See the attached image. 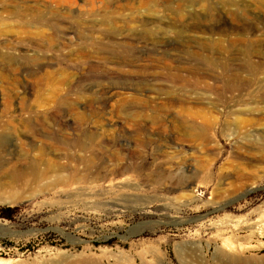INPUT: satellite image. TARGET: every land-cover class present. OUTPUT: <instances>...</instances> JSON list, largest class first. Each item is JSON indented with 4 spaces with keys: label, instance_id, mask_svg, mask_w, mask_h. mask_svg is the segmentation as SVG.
I'll use <instances>...</instances> for the list:
<instances>
[{
    "label": "rangeland",
    "instance_id": "rangeland-1",
    "mask_svg": "<svg viewBox=\"0 0 264 264\" xmlns=\"http://www.w3.org/2000/svg\"><path fill=\"white\" fill-rule=\"evenodd\" d=\"M229 1L0 0V264H264V0Z\"/></svg>",
    "mask_w": 264,
    "mask_h": 264
},
{
    "label": "bare ground",
    "instance_id": "bare-ground-1",
    "mask_svg": "<svg viewBox=\"0 0 264 264\" xmlns=\"http://www.w3.org/2000/svg\"><path fill=\"white\" fill-rule=\"evenodd\" d=\"M190 1V3H191V6L192 5H196L197 3H200L201 1H204V0H189ZM205 1H210V0H205ZM186 3H187V1H185ZM228 4H233V1L232 0H230L229 2H228ZM185 5V4H184ZM184 5H183V7H184ZM189 5V4H188ZM187 4H186V6H188ZM229 6V5H228ZM194 12V11H193ZM197 14V13H196ZM195 15V14H194ZM198 16V15H197ZM234 16V15H233ZM204 19V18H203ZM206 20V19H205ZM209 20V19H208ZM204 21V20H203ZM208 22V21H207ZM212 22V21H211ZM193 23V22H192ZM203 23H206V22H203ZM214 23V22H213ZM198 24V23H197ZM195 26V25H194ZM212 26V25H211ZM156 28L157 29H159V30H161V28L159 27V26H156ZM202 28V27H201ZM203 28H205V27H203ZM198 29V28H197ZM244 29V28H243ZM198 30H200V27H199V29ZM198 30H196V31H198ZM195 31V30H194ZM202 31L203 32H206V31H204V29H202ZM143 32L144 33H146V34H148L149 33V31H148V29H147V27L145 26L144 27V30H143ZM217 32V31H216ZM201 33V32H200ZM221 33H224V30L222 29V30H219L218 32H217V34H219V38L218 39H216L215 40V38H214V36H213V38L212 37H209L208 36V39L207 40H209L210 42H208V43H202V44H200L201 46H202V48L203 49H205V50H207V49H209V48H213L212 46H215L216 48H219V47H221L222 46V44L226 41L227 42V47H229V46H232V42L231 41H229L227 38H225V39H222L221 37H220V35L222 36V34ZM211 35H214L213 33H211ZM228 34H226V36H227ZM242 36V35H241ZM246 37V36H245ZM213 40H212V39ZM244 39H246V38H244ZM206 40V41H207ZM243 40V39H242ZM200 41V40H199ZM204 41V40H203ZM212 41H214V42H212ZM246 41V40H245ZM205 42V41H204ZM247 44V43H246ZM224 45H226V44H224ZM241 45V44H240ZM249 46V45H248ZM252 45H250L249 46V49L250 48H253V47H251ZM241 47V46H240ZM243 47V46H242ZM248 48H246V49H243V50H241L242 51V53H243V51L245 52H247L248 50H249ZM232 55L231 56H235V58H233V59H236V53H231ZM186 55L188 56V57H190V58H192V59H202V60H204V61H208L210 64H212V65H216V62L213 60V58L212 57H209V55H200V54H195V53H186ZM221 62V61H220ZM220 68L223 70V72L224 73H226V75H227V72H228V66H225V65H220ZM248 71H250V72H254V73H256V72H258L259 71V69H260V67L258 66H246L245 67ZM253 73V74H254ZM191 78V77H190ZM194 78V82L196 83V84H190L188 81H189V79H187V77L184 79V80H182V86H184V88H186L187 86H196L197 85V83H199V86L202 84V85H204V87H206V88H209V89H211V88H217V84H211V83H209V80L208 79H210V77L208 76V75H202V74H198V75H196V76H194L193 77ZM183 79V78H182ZM181 81V80H180ZM226 83L224 84V86L227 88V89H229V90H231V91H238V92H243V91H245L248 87H249V83L250 82H248L247 80H245V79H243V78H240V77H233L232 79L230 78V77H227L226 78ZM202 85H201V88H202ZM196 88V87H195ZM208 90V89H207ZM206 90V91H207ZM186 94H183L182 96H180V97H178V98H176V99H174V100H170L169 101V104H171V105H176V104H186V103H188V101H190V100H198V93L196 92V91H194V89L193 90H190V89H187L186 90V92H185ZM184 111L185 112H188L189 111V109H184ZM194 114V113H193ZM255 123H259V120L258 119H256L255 120ZM203 137V136H202ZM202 137H200V136H198L197 138H202ZM248 149V148H247ZM249 150V149H248ZM261 150H262V153H264V147H262L261 148ZM247 152V151H246ZM24 174H25V172L23 171L22 173H20L19 172V175L17 174V173H10V175L11 176H13V177H17V178H21V177H23L24 176ZM3 225V224H2ZM1 226V225H0ZM258 227H259V225H257ZM256 226V227H257ZM2 227V226H1ZM5 228V227H4ZM3 229V228H2ZM259 232L260 231H262L263 230V228L262 227H259ZM261 233V232H260ZM188 252V251H187ZM186 252V253H187ZM189 253V252H188ZM122 254V253H121ZM120 253L119 254H117V256L118 255H121ZM185 254V253H184ZM123 255V254H122ZM121 255V256H122ZM80 257H81V255H79ZM78 256V257H79ZM93 256V255H92ZM102 256V255H101ZM121 256H120V258H121ZM187 256H191V254L190 255H188L187 254ZM231 256V255H230ZM72 257H74V256H72ZM79 257V258H80ZM91 257V256H90ZM89 257V258H90ZM94 258H95V256H93ZM218 257V256H217ZM222 257V256H221ZM77 258V257H76ZM76 258H74V259H76ZM85 258V256L83 257V259ZM87 258V257H86ZM88 258V259H89ZM102 258H104V257H102ZM118 258V257H117ZM120 258H118V259H120ZM125 257H123V259H124ZM183 258L185 259V257H184V255H183ZM188 258V257H187ZM191 258V257H190ZM219 258V257H218ZM65 259V258H64ZM68 259V258H67ZM78 259V258H77ZM82 259V258H81ZM80 259V260H81ZM82 259V260H83ZM91 259H93V258H91ZM90 259V260H91ZM96 259H97V257H96ZM96 259H94V260H96ZM225 259H226V257H225ZM225 259H223V261L225 260ZM241 259V258H240ZM68 260H70L71 261V259H68ZM98 261H99V258L97 259ZM102 260V259H101ZM121 260H122V258H121ZM216 260H218V259H216ZM220 260H221V258H220ZM219 260V261H220ZM241 260H243V259H241ZM64 261H66V260H64ZM72 261H73V259H72ZM75 261V260H74ZM92 261V260H91ZM91 261H87V263H89L90 264V262ZM221 262L220 264H241V262L239 261V259L237 258H231L229 261H227V263H224V262ZM251 261V260H250ZM254 261V260H253ZM77 261H75V262H72L73 264L74 263H76ZM84 262H86V260H84L83 261V263L81 262L80 264H86V263H84ZM94 262V261H93ZM91 263V264H94V263ZM97 262V261H96ZM99 262H101V261H99ZM99 262H97V263H99ZM186 263H188L187 261H185ZM252 262V261H251ZM255 262V261H254ZM71 262H65L64 264H72ZM79 263V262H78ZM198 263V262H197ZM247 263H248V261H247ZM77 264V263H76ZM251 264H253V263H251Z\"/></svg>",
    "mask_w": 264,
    "mask_h": 264
},
{
    "label": "trees",
    "instance_id": "trees-1",
    "mask_svg": "<svg viewBox=\"0 0 264 264\" xmlns=\"http://www.w3.org/2000/svg\"><path fill=\"white\" fill-rule=\"evenodd\" d=\"M18 213V207H0V218L13 220Z\"/></svg>",
    "mask_w": 264,
    "mask_h": 264
}]
</instances>
